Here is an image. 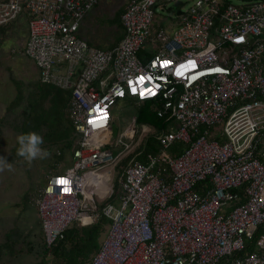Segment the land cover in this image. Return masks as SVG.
I'll return each mask as SVG.
<instances>
[{
    "label": "built area",
    "instance_id": "1",
    "mask_svg": "<svg viewBox=\"0 0 264 264\" xmlns=\"http://www.w3.org/2000/svg\"><path fill=\"white\" fill-rule=\"evenodd\" d=\"M98 3L0 1V27L27 23L24 54L39 81L71 96V166L48 176L36 201L46 247L71 225L104 217L90 264H264V0H191L166 26L158 10L182 0H126L123 38L106 50L78 35ZM125 99L153 101L175 124L144 161L152 129L143 138L134 119L105 138L111 109ZM174 143L177 156L167 152ZM113 195L118 205L100 206Z\"/></svg>",
    "mask_w": 264,
    "mask_h": 264
},
{
    "label": "rangeland",
    "instance_id": "2",
    "mask_svg": "<svg viewBox=\"0 0 264 264\" xmlns=\"http://www.w3.org/2000/svg\"><path fill=\"white\" fill-rule=\"evenodd\" d=\"M125 1L99 0L98 5L81 22L79 37L92 43L94 47H106L118 39L120 29L118 28L117 31L116 11L124 6ZM227 1L237 6L244 2L243 0ZM182 2L183 5L180 7L168 3L170 10L165 8L162 11L158 10V13L163 16V26H166V23L175 16L177 10H185L191 4V0H182ZM4 31L3 34L0 33V158L4 159L0 161V168L3 169L0 171V223L3 224L2 227L9 225L16 232L20 231V224L24 221H22L23 217L31 214L27 210L21 212L22 207L27 203L28 196L37 198L44 185L43 180L58 171H65L71 166L72 159L70 155H66L58 163L56 160L53 161V154L57 151L54 145L40 146L50 151V155L46 159L34 160L31 164L16 154L19 147L17 137L20 134L34 131L41 135L43 132L37 130L38 125L33 120L25 122L22 120L20 125L17 123L23 112L28 111L27 99H33L31 92L35 90L39 82V73L35 65L24 54L27 42V23L23 20L16 21ZM17 98H22V100ZM128 100L130 99L118 101L111 109L114 125L111 132L105 135L107 140L117 139L123 135L136 118L138 109L135 105L128 103ZM139 127H137L138 132L140 131L143 138L146 137L144 130L149 128ZM150 132L152 131L149 129ZM123 140L128 145L132 144L128 139L123 138ZM121 151V147L113 148L114 153ZM130 158L131 155L125 156L118 163L113 179L114 190L117 188L120 168L125 163L127 164ZM115 204L118 205V202ZM33 226L35 227L34 224ZM105 230L106 232L104 231L99 239L101 243L106 236L107 226ZM4 239L6 237L0 234V242L3 243ZM14 240H16L15 237ZM26 251L27 249L22 246L17 247L8 253L9 259L5 260L6 264H36L40 261L38 253L37 255L31 251V256H29ZM47 260L50 263L52 258L48 257Z\"/></svg>",
    "mask_w": 264,
    "mask_h": 264
},
{
    "label": "trees",
    "instance_id": "3",
    "mask_svg": "<svg viewBox=\"0 0 264 264\" xmlns=\"http://www.w3.org/2000/svg\"><path fill=\"white\" fill-rule=\"evenodd\" d=\"M243 1L251 2L255 0ZM122 13V8L116 11L117 19L115 22L117 25V31L118 28L122 29L120 23ZM7 27L9 26L0 27V33L3 34L5 32L4 29ZM115 45H112L110 48ZM96 48L105 50L109 49L108 47ZM31 95L33 96V99H27L28 111L23 112L17 123L20 125L22 120L24 122L27 120L35 121L38 125L37 130L43 131L41 136L43 137L44 143L41 146L45 147L47 145H54L57 151L53 154V161L56 160V163H58L63 160L66 155H72L73 149L76 148L78 138V134L76 133L74 125L68 115V107L71 98L70 92L61 90L53 85L43 84L39 81L35 86V90L31 92ZM17 99L22 100V98ZM128 103L135 105L138 109L135 118V126L138 128H140L139 126H146L154 131L152 135L145 139V142L141 146L142 153L138 159L144 161L147 154L157 155L162 151V148L157 141V134L169 131V129L174 127L175 124L172 118H159L157 116L156 103L153 101L136 103L130 99L128 100ZM14 127L12 126V128ZM167 152L172 156H177L182 152V147L180 144L174 143ZM121 167L125 166L122 165ZM121 173L122 169L120 168L118 178ZM44 181L45 180H43V182ZM116 202L117 200L113 195L106 201L102 202L100 206L108 203L115 204ZM109 222L110 221L107 218L103 217L97 223H92L84 227L75 223L64 232L63 239L57 241L49 248L46 247L44 240L41 241L39 246L37 245V253L40 256V261L36 264H90L92 258L99 250L101 243L99 242V239L104 231L106 232V226L108 229ZM261 230L262 229H260L259 232H261ZM11 235H8L6 237V242L0 245V255L10 253L17 247H20V245H18L19 237H15L16 240H14V237H12L13 235ZM24 245H26L27 251L31 252L34 250V246L31 242H25ZM21 246H23V244H21ZM246 250L252 251L253 243H250ZM10 257H12L11 254ZM48 257L52 258L50 263L47 260Z\"/></svg>",
    "mask_w": 264,
    "mask_h": 264
},
{
    "label": "crops",
    "instance_id": "4",
    "mask_svg": "<svg viewBox=\"0 0 264 264\" xmlns=\"http://www.w3.org/2000/svg\"><path fill=\"white\" fill-rule=\"evenodd\" d=\"M123 7H121V8L123 9ZM120 23H121V18H120ZM119 32L120 33L118 35V39H115L113 42L109 43L106 47L110 48L112 45H115V43L117 45L122 40L123 35H124L123 27H122V29H120ZM89 44L91 45L92 43L89 42ZM46 179L44 181V185H45ZM44 185H43V187H44ZM43 187H41V190L39 191L37 198H32V197L28 196L27 201H26L27 202L26 205H24L22 207L21 212H24L25 210H27V211H30L31 214L28 217H26V216L23 217L22 221L23 220L24 221H23V224H20V226H21L20 231L15 232L14 228L10 227L9 225L3 226L4 227L3 228L1 226L3 224L0 223V234L4 235L5 237H7L8 235H11V234L13 236L15 235L14 237H19L18 238V245L21 246V244H23L22 247H24V248H26V245H24L25 242H31L32 245L34 246V250L32 251L34 253H37V248H38L37 245L39 246L40 242L43 241L41 224H40V221L38 218L37 208H36V201L40 197ZM33 224L35 225V227L33 226ZM25 237H26V239H25ZM5 242H6V239H4L3 243L0 242V245L4 244ZM27 252H28V255L31 256V252H29V251H27ZM8 259H9L8 253L4 254V255H0V264H6V261H8Z\"/></svg>",
    "mask_w": 264,
    "mask_h": 264
},
{
    "label": "clouds",
    "instance_id": "5",
    "mask_svg": "<svg viewBox=\"0 0 264 264\" xmlns=\"http://www.w3.org/2000/svg\"><path fill=\"white\" fill-rule=\"evenodd\" d=\"M17 142L19 147L16 154L22 157L28 164L37 159H46L50 155L47 150L40 147L44 143L43 137L34 131L20 134L17 137ZM0 161H4V159L0 158ZM2 170L0 168V171Z\"/></svg>",
    "mask_w": 264,
    "mask_h": 264
},
{
    "label": "snow or ice",
    "instance_id": "6",
    "mask_svg": "<svg viewBox=\"0 0 264 264\" xmlns=\"http://www.w3.org/2000/svg\"><path fill=\"white\" fill-rule=\"evenodd\" d=\"M59 183H63V181H58Z\"/></svg>",
    "mask_w": 264,
    "mask_h": 264
},
{
    "label": "water",
    "instance_id": "7",
    "mask_svg": "<svg viewBox=\"0 0 264 264\" xmlns=\"http://www.w3.org/2000/svg\"><path fill=\"white\" fill-rule=\"evenodd\" d=\"M178 5V3H176V6Z\"/></svg>",
    "mask_w": 264,
    "mask_h": 264
}]
</instances>
